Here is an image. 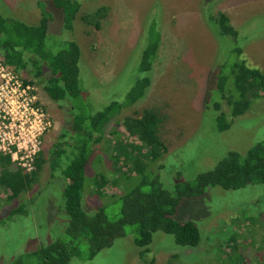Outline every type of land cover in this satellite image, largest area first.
<instances>
[{
    "label": "rangeland",
    "instance_id": "374dc122",
    "mask_svg": "<svg viewBox=\"0 0 264 264\" xmlns=\"http://www.w3.org/2000/svg\"><path fill=\"white\" fill-rule=\"evenodd\" d=\"M75 1L81 8L71 32L64 29L62 13L56 11L52 0H0V16L36 26L41 15L38 3L42 2L52 14L46 47L56 52L66 40L79 45V77L85 81L95 111L113 101L122 102L135 82L147 77L149 86L143 98L123 109L115 122L155 109L162 119L161 136L167 147L160 159L149 161L142 176L127 172L126 167L120 171L124 156L114 165L104 138L94 145L92 172L101 173L107 179L105 190L114 193L92 197V173L86 174L82 194L86 212L103 208L109 220H115L120 213V195L139 186L143 177L172 192L177 184L192 182L199 174L213 170L229 152L244 154L264 140V98L254 99L245 113L234 117L217 89L222 72L227 73L240 61L264 74V0ZM101 8L104 15L98 20V28L81 19ZM219 13L226 15L237 33L235 37L220 34L210 20ZM157 35L158 49L151 69L140 73L139 67ZM235 48L241 50L240 55ZM18 73L34 82L51 125L41 139L43 159L39 160L32 189L10 202V191L0 187V264H8L39 246L68 240L65 180L60 168L50 179L46 160L69 120L68 110L52 102L42 89L43 82L33 79L30 72ZM220 113L222 123L229 125L222 131L216 120ZM125 140L137 143L135 139ZM115 181L119 183L116 188ZM141 190L148 191L149 185ZM18 205L22 213L12 214ZM172 218L197 226L201 234L198 246H179L172 235L159 231L152 236L149 252L140 256L134 228L127 226L126 235L110 248L84 259L87 247L83 245V259L72 258L67 264H264V185L235 190L210 187L200 197L183 199Z\"/></svg>",
    "mask_w": 264,
    "mask_h": 264
},
{
    "label": "trees",
    "instance_id": "16d2710c",
    "mask_svg": "<svg viewBox=\"0 0 264 264\" xmlns=\"http://www.w3.org/2000/svg\"><path fill=\"white\" fill-rule=\"evenodd\" d=\"M52 2L56 11L62 13L64 29L71 32L81 8L80 3L75 0ZM38 6L41 15L36 26L0 16V56L18 76L19 71L30 72L33 79L43 82L42 89L48 98L68 110L69 120L61 129L59 142L50 150L46 159L51 171L50 179H53L54 170L60 168L65 180L63 197L64 213L68 220L65 229L68 240L39 246L8 264H67L72 258L83 259L80 252L83 245L87 247L84 259H92L101 250L110 248L115 240L123 238L127 226L134 228V243L140 249V256L149 252L152 236L159 231L172 235L179 246H198L201 234L197 226L190 221L180 223L172 218L180 202L200 197L210 187L235 190L252 184L264 185V140L250 147L244 154L229 152L213 170L199 174L192 182L177 184L172 192L162 188L155 180L148 182L143 177L139 186L120 195L121 208L115 220H109L103 208L96 209L92 214L86 212L82 207L86 174L92 173L91 190L94 189L96 193L94 195L91 191L92 197L102 198L103 195L114 193L105 190L107 179L101 173L92 172V164L96 159L94 145L104 138L110 143L107 152L114 165L119 164L121 155L124 156L120 171L126 167L127 172L144 176L149 161H157L167 150L161 136L162 119L155 109L148 108L137 117H124L115 122L116 116L123 109L143 98L149 86L147 77L138 79L122 102L113 101L95 111L88 98L86 85H83L85 81L82 83L79 77V45L73 40H66L61 42L56 52L47 48V31L52 14L42 2ZM103 13L101 8L81 16V19L86 23H94L98 28V20ZM210 20L218 26L220 34L237 35L228 24L225 14L219 13ZM158 43L159 35L151 41L148 57L139 67L140 73L150 71ZM235 52L241 54L238 48H235ZM222 73L217 89L221 99L230 106L232 116L242 115L254 99L264 98V74L259 70L247 67L240 61L232 64L227 73ZM22 80L25 84L35 85L32 80ZM216 120L219 131L229 126L222 123L224 117L221 113L216 115ZM113 121L114 124L109 126ZM126 138L135 139L137 143L128 142ZM42 159L40 151L34 159V170L30 174H21L20 168L9 157L0 155V187L10 191L7 196L10 202L32 189L39 173L38 163ZM118 184L115 181L113 187L116 188ZM146 184L149 190L143 192L141 187ZM97 194L101 195L97 197ZM22 211L18 205L12 214H21Z\"/></svg>",
    "mask_w": 264,
    "mask_h": 264
},
{
    "label": "built area",
    "instance_id": "2783aa9c",
    "mask_svg": "<svg viewBox=\"0 0 264 264\" xmlns=\"http://www.w3.org/2000/svg\"><path fill=\"white\" fill-rule=\"evenodd\" d=\"M50 125L37 87L25 84L0 56V155L30 174Z\"/></svg>",
    "mask_w": 264,
    "mask_h": 264
}]
</instances>
